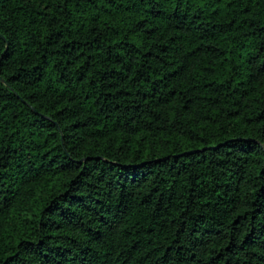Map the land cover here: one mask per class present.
<instances>
[{
	"label": "trees",
	"instance_id": "16d2710c",
	"mask_svg": "<svg viewBox=\"0 0 264 264\" xmlns=\"http://www.w3.org/2000/svg\"><path fill=\"white\" fill-rule=\"evenodd\" d=\"M0 264H264V0H0Z\"/></svg>",
	"mask_w": 264,
	"mask_h": 264
}]
</instances>
